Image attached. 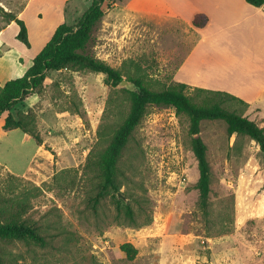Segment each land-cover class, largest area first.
Wrapping results in <instances>:
<instances>
[{"label":"rangeland","instance_id":"obj_1","mask_svg":"<svg viewBox=\"0 0 264 264\" xmlns=\"http://www.w3.org/2000/svg\"><path fill=\"white\" fill-rule=\"evenodd\" d=\"M126 1L105 5L89 50L123 78H141L151 89L177 83L181 31L130 17L121 7ZM91 3L0 0V86L22 74L17 66L43 49L57 25L75 24ZM23 10L31 47L17 39L19 25L8 26L4 16ZM186 37L191 44V35ZM12 46L26 61L4 60ZM195 88L187 92L201 102L206 94L196 96ZM124 89L87 69L50 72L42 93L14 111L35 117L41 144L22 130H4L7 113L0 118V195L30 200L25 217L47 240L46 246L3 243V264H264V153L248 135H230L223 120L201 122L211 167L207 213L200 206L190 119L165 105L148 107L118 161L119 190L94 205L101 155L131 108ZM223 105L246 116L250 111L237 99ZM256 122L264 127V119ZM126 205L134 219L126 216ZM126 243L134 257L123 249Z\"/></svg>","mask_w":264,"mask_h":264},{"label":"trees","instance_id":"obj_2","mask_svg":"<svg viewBox=\"0 0 264 264\" xmlns=\"http://www.w3.org/2000/svg\"><path fill=\"white\" fill-rule=\"evenodd\" d=\"M112 0H92L90 7L75 24L66 22L60 24L51 39L43 49L33 58V64L20 77L9 79L0 86V118L7 113L3 129L6 131L22 130L33 135L38 143L42 138L36 132L35 117L29 113H14L18 105L28 97L40 94L45 88L47 78L52 71H62L70 68L87 69L103 73L106 83L118 86L123 80L120 70L111 66L107 61L97 57L89 50L94 39V32L104 18L105 5ZM256 7H263L264 0H247ZM4 16L11 24L19 25L17 39L27 47H31L28 28L25 21L13 12H4ZM206 16H197L196 25L206 22ZM139 87L136 91L124 89L130 94L131 108L123 124L114 134L109 146L101 155L99 165L101 181L96 194L93 196L94 205L101 202L111 191H118L117 181L118 161L130 137L141 123L147 109L151 105L170 106L178 114H186L190 119V130L193 135V149L198 159L200 177L198 189L200 191V206L208 212L209 196L211 193V167L207 157V145L200 136L203 120H223L228 125L230 135L241 133L254 139L264 153V127L248 116L232 111L223 104L225 100L243 99L221 90L195 88L196 96L205 95L201 102L188 94L189 85L181 82L171 83L163 89L154 90L148 87L141 78H131ZM248 104V103H247ZM121 212V200H117ZM31 208V202L26 197H5L0 195V264L6 257L2 244L8 241L22 240L47 245L45 236L39 227L29 221L25 214ZM125 214L134 219V212L130 205H126ZM130 257L135 251L130 243L123 245Z\"/></svg>","mask_w":264,"mask_h":264},{"label":"crops","instance_id":"obj_3","mask_svg":"<svg viewBox=\"0 0 264 264\" xmlns=\"http://www.w3.org/2000/svg\"><path fill=\"white\" fill-rule=\"evenodd\" d=\"M121 7L130 17L181 31L184 43L177 54L181 61L176 65V81L229 92L249 104L250 119H264L263 7L253 6L247 0H127ZM24 10L18 16H23ZM203 15L206 22L196 25V17ZM5 33L6 29L2 35ZM188 34L191 44L187 42ZM19 56L25 60V55L12 46L4 60H16ZM33 58L17 66L22 68V74L9 79L22 76L33 64ZM257 81H263V85L256 89ZM256 113L262 116H254Z\"/></svg>","mask_w":264,"mask_h":264},{"label":"water","instance_id":"obj_4","mask_svg":"<svg viewBox=\"0 0 264 264\" xmlns=\"http://www.w3.org/2000/svg\"><path fill=\"white\" fill-rule=\"evenodd\" d=\"M263 9H264V6H263ZM118 86L122 88H126L130 91H136L139 88L135 82L129 79H125V78H123V80L118 84ZM119 197L125 199L122 193H119Z\"/></svg>","mask_w":264,"mask_h":264}]
</instances>
